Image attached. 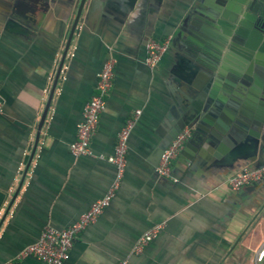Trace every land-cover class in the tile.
Segmentation results:
<instances>
[{"label": "crops", "instance_id": "crops-1", "mask_svg": "<svg viewBox=\"0 0 264 264\" xmlns=\"http://www.w3.org/2000/svg\"><path fill=\"white\" fill-rule=\"evenodd\" d=\"M194 1H86L21 184L80 0H0V264H45L22 252L47 227H69L106 194L116 175L109 157L136 111L121 188L78 235L64 264L125 258L131 264H256L264 244V180L240 190L228 184L257 161L250 144L193 130L172 177L155 171V150L179 114L176 73L196 72L203 80L217 64L220 42L204 13L208 7ZM167 38L168 52L156 68L148 67V41ZM110 56L114 84L92 139L95 156L76 157L70 145ZM234 64L250 70L238 56ZM229 91L251 100L246 90ZM158 224L164 225L158 236L133 255L138 238Z\"/></svg>", "mask_w": 264, "mask_h": 264}, {"label": "water", "instance_id": "water-1", "mask_svg": "<svg viewBox=\"0 0 264 264\" xmlns=\"http://www.w3.org/2000/svg\"><path fill=\"white\" fill-rule=\"evenodd\" d=\"M80 0L62 57L53 81L50 95L38 125L36 145L25 169L22 183L36 153L41 131L48 116L64 65L78 30L84 5ZM205 4L204 12L213 35L219 39L217 64L210 76L200 80L193 73L177 72L180 87L179 114L158 144L154 156L160 160L163 152L186 127L206 135L208 139L233 136L255 149L257 161L254 168L264 166V0H195ZM193 10L199 8L195 5ZM148 44V43H147ZM228 48L227 51L225 49ZM236 56L243 65H250L247 73L234 64ZM242 64V62H241ZM258 70L253 74V67ZM242 89L250 92L251 100L229 94V90ZM159 163V162H158ZM21 188V187H20ZM20 190V189H19ZM19 190L15 193L16 198ZM14 199L11 204H13Z\"/></svg>", "mask_w": 264, "mask_h": 264}, {"label": "built area", "instance_id": "built-area-1", "mask_svg": "<svg viewBox=\"0 0 264 264\" xmlns=\"http://www.w3.org/2000/svg\"><path fill=\"white\" fill-rule=\"evenodd\" d=\"M170 45L171 38H167L163 41L150 39L147 44L145 59L148 67L152 69L156 68L160 64L163 56L168 52ZM115 67L116 59L110 56L98 74L96 92L84 109L83 120L78 125L76 140L70 145V150L76 157L95 156L91 143L100 123L102 113L106 108L107 97L113 88ZM140 113L141 111H136L135 115L128 119L118 133L114 153L109 157V161L116 166V175L106 194L96 200L91 207L69 227L65 229L47 227L36 243L24 249L22 252L23 256L33 255L45 264H64L70 257L71 250L78 235L90 224L94 223L105 209L111 205L121 188L128 164L129 138ZM192 134V128H184L167 147L155 169L158 176L167 178L172 177L174 161L177 159L186 143L191 139ZM263 180L264 166L261 168L246 166L232 175L228 179V184L232 189L240 190ZM163 227V224H158L144 232L136 241L132 249V254H142L147 246L158 236ZM263 260L264 244L258 252L256 264L261 263ZM117 264H131V262L129 258H125L119 260Z\"/></svg>", "mask_w": 264, "mask_h": 264}]
</instances>
